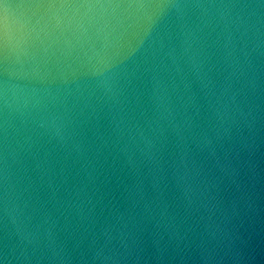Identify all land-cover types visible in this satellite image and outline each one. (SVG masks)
<instances>
[{
    "label": "water",
    "instance_id": "1",
    "mask_svg": "<svg viewBox=\"0 0 264 264\" xmlns=\"http://www.w3.org/2000/svg\"><path fill=\"white\" fill-rule=\"evenodd\" d=\"M0 264H264V0H0Z\"/></svg>",
    "mask_w": 264,
    "mask_h": 264
}]
</instances>
